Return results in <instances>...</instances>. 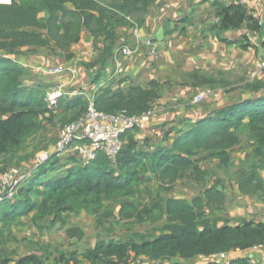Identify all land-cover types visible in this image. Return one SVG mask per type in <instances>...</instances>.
Returning <instances> with one entry per match:
<instances>
[{
  "label": "trees",
  "instance_id": "trees-1",
  "mask_svg": "<svg viewBox=\"0 0 264 264\" xmlns=\"http://www.w3.org/2000/svg\"><path fill=\"white\" fill-rule=\"evenodd\" d=\"M156 1L11 0L8 4L0 3V173L9 169L27 140L44 132L46 124L54 122L57 110L63 104L61 115L65 125L77 120L88 105L83 96L71 100L61 96L54 107L42 86L23 85V68L7 55L17 51L26 53L19 50L34 46L71 59L72 55L66 52L79 42L81 33L86 31L94 38L95 44L103 39L95 61L99 70L91 78V83L95 84L104 74L117 47L115 43L120 38L116 31L122 27H134L127 20L129 17L141 28L144 15ZM67 4H71L73 9L68 10ZM247 4L234 0L226 5L215 1L213 6L217 10L218 23L211 30L212 36L227 47L251 48L246 34L237 42L224 36L241 28L251 34L263 32L259 20L249 15ZM262 37L259 47L264 52V32ZM128 38L126 45L131 46V31ZM94 47L96 49V45ZM254 50L258 52L257 47ZM88 67L94 65L89 64ZM260 75H264V70L251 81L242 80L245 82L242 90L258 93V96L240 99L208 113L191 129L176 136L171 145H152L146 138L140 146L135 139L138 130L134 129L126 130L120 136L122 147L113 162L102 152H97L95 159L86 165L72 153L64 157L52 156L17 189L11 202L0 204L3 227L15 225L19 223L18 219L31 216V223L42 232L57 224L66 227L69 214L82 212L95 216L96 223L103 226L114 214L113 211L103 212L102 204L114 200L119 201L117 214L120 221L133 219L134 224L140 225L163 221V225L151 233H132L124 242L106 241L97 236L93 246L81 253L74 252L68 257L60 253L58 264H78L79 258L91 264H132L140 257L159 261L179 256L190 261L197 257L226 254L231 250L249 251L264 247V221L241 218L231 224V220L215 214L225 210L223 189L226 178L244 197H255L264 191V180L260 175L264 172V80ZM220 76L197 69L189 78L195 82L194 87L226 88L230 91L227 89L230 84H225ZM167 86L151 82L147 88H129L126 95L106 88L95 98L94 106L98 111L109 114L125 112L130 116L140 115L149 112L150 103L158 99ZM236 148L244 153L243 160L237 165L234 163ZM210 161L217 162L225 180H214L210 170L200 166L201 162L206 165ZM63 167H68L64 174L43 181L47 174ZM206 177L213 179L211 188L191 201L166 199L160 194L152 196L149 189L143 190L149 198L148 203L143 204L136 197L140 187L153 180L162 193L172 190L182 178L191 185L206 186ZM47 218H51L48 226L39 225V221ZM66 233L69 238L81 240L84 237L76 228H69ZM0 239L1 245V230ZM13 240L17 241L16 237ZM9 256L0 252V264H10ZM42 263V257L37 254L15 261V264ZM230 264L253 263L244 257Z\"/></svg>",
  "mask_w": 264,
  "mask_h": 264
},
{
  "label": "crops",
  "instance_id": "crops-1",
  "mask_svg": "<svg viewBox=\"0 0 264 264\" xmlns=\"http://www.w3.org/2000/svg\"><path fill=\"white\" fill-rule=\"evenodd\" d=\"M10 1L0 0V3L8 4ZM215 1L217 0H157L148 8L144 15L143 26L139 28L142 43L148 39L153 40L157 45V53L150 55L146 46L143 45L141 51L122 59L123 71L118 72L113 52L104 74L95 84L91 83V78L99 70V64L96 65L95 61L103 46V39L101 38L95 44L94 38L86 31L81 33L79 42L71 45L66 52L72 55L71 59L53 55L49 49L34 46L19 50V52L26 53L17 51L13 55L8 54L7 57L23 68L21 80L24 86L40 85L48 95L59 90V93L54 95V100L51 101L54 107L57 105V99L61 96L65 97V100L83 96L87 101L92 99L95 101V98L106 88L120 91L126 95L129 88H147L151 82L168 85L166 88L164 87L161 96L150 103L149 121L143 129L138 130L135 139L140 146L143 145L146 138L151 141L149 143L152 145L157 143L159 146L171 145L176 136L191 129L197 120L205 117L208 113L231 105L240 99L259 95L248 90L243 91L242 87L245 82L242 80L251 81L253 78L250 77V74L258 66V63L264 60V52L259 47L264 32V0H253L247 4L249 15L259 20L263 32L251 34L245 28H241L229 31L224 35L230 41L237 42L240 41L242 35L246 34L251 45L248 50L240 49L237 46L227 47L212 36L211 30L218 23L217 10L213 6ZM219 1L226 5L234 2V0ZM66 8L72 10L73 6L67 4ZM24 30L30 31L28 28ZM159 30H162V38L157 41L155 37ZM130 31L131 29L128 27H122L116 31L120 39L115 43L117 46L115 49L129 43ZM94 45H96V49ZM255 47L258 49L257 53L254 50ZM56 53L59 54L60 51H56ZM89 64L94 67H88ZM58 68L62 70L60 73L49 74V70ZM197 69L215 76L221 75L222 81L225 84H230L227 88L230 91L225 90L226 88L210 90L194 87L193 83L195 84V82L189 78V75ZM261 77L264 80V75ZM238 78H241V81H237ZM201 92H206L207 95L202 101L195 103V96ZM201 102L202 104L198 105ZM63 107L64 104L61 109ZM61 109L57 110L54 122L46 124V136L52 141L49 150L52 149L65 125L62 124ZM164 134H166L165 139H163ZM31 141L34 140H29V143ZM31 151L32 149L29 151L26 148L19 156L27 155ZM213 163L217 164L216 161ZM204 164L201 162L200 166L207 169L209 165ZM67 168L63 167L47 174L43 181L64 174ZM260 175L262 177L261 172ZM206 181H208L206 186H195L182 178L176 182L172 190L160 193L159 186L153 180L143 184L136 197L140 198L143 204L148 203L149 198L143 190L149 189L152 196L160 194L166 199L191 201L211 188L213 179L210 180L209 177H206ZM233 186L229 187V190ZM223 192L227 200L228 187L225 185ZM234 193L246 203L250 201L262 203V209L259 211L254 209L250 215L264 214V191L251 198L242 196L237 187H235ZM235 204L238 205V203ZM102 205L103 212L113 211L114 214L113 217L105 221L103 226L96 223L95 216L84 212L78 215L69 214L66 227L57 224L52 229L42 232L31 223V216L20 218L18 219L19 223L7 224L5 227L0 221V230L3 233L0 252L10 254V264H15L18 258L29 254H37L42 257V264H58L57 259L60 253H64L65 257L74 252L81 253L93 246L97 236H101L106 241L114 239L124 242L128 241L132 233H151L163 225V221L152 225L148 223L134 224L133 219L120 221L117 214L119 201L108 200ZM215 214L229 220H232L231 218L234 216H227L225 210L222 214L218 212ZM237 216L239 217L237 219L246 218L239 213ZM50 219L39 221V225L48 226ZM246 219L252 218L247 217ZM258 221H264V216L260 217ZM69 228L80 230L84 234L83 239L69 238L66 233ZM15 237L17 241L13 240ZM41 247L45 248L49 255ZM244 257L251 259L253 264H264V247H255L249 251L231 250L223 257L219 254L210 257H197L190 261H185L179 256L159 261L140 257L132 264H230L231 261ZM78 264L91 263L79 258Z\"/></svg>",
  "mask_w": 264,
  "mask_h": 264
},
{
  "label": "built area",
  "instance_id": "built-area-1",
  "mask_svg": "<svg viewBox=\"0 0 264 264\" xmlns=\"http://www.w3.org/2000/svg\"><path fill=\"white\" fill-rule=\"evenodd\" d=\"M239 4H247L253 0H235ZM133 44L123 45L114 51L115 66L118 72L123 71L122 59L142 50L143 45L150 55L157 53V45L148 39L142 43L139 27L131 29ZM264 70V60L258 63L253 71L252 78L258 76ZM61 69L49 70V74L60 73ZM59 90L48 95L49 101H53ZM207 95L201 92L194 98V102H200ZM150 112L140 115H127L125 112L113 114L98 111L94 106V100H88L85 113L77 120L62 127L60 134L51 150L36 155L34 164L23 168H10L0 174V204L11 202L17 189L27 181L34 171L49 161L52 156L64 157L72 153L78 160L86 165L94 160L97 152L104 153L109 161L113 162L122 147L120 136L126 130H141L149 121ZM221 257L224 254H220Z\"/></svg>",
  "mask_w": 264,
  "mask_h": 264
},
{
  "label": "rangeland",
  "instance_id": "rangeland-1",
  "mask_svg": "<svg viewBox=\"0 0 264 264\" xmlns=\"http://www.w3.org/2000/svg\"><path fill=\"white\" fill-rule=\"evenodd\" d=\"M127 20L132 25L136 26L135 22H134V20L132 18L129 17V18H127ZM253 71L250 74L251 78H252ZM200 104H202V102L199 103L198 105H200ZM31 139L34 140V141L33 142L31 141L29 143V140H31ZM29 140L26 141L24 149L17 154L16 158L10 164L9 169L10 168H17L18 169V168H23L25 166L33 165L36 155L40 154L41 152L48 151L49 150V145L52 143V141H50L49 138L46 136V130L44 132H41L40 134H38L36 137L30 138ZM56 141H57V139H56ZM56 141H55V143H56ZM26 148L29 151L32 149V151L29 154H27V155L19 156V154L21 152H23ZM235 151H236V154L234 156V163H235V165H237L240 160H243L244 153L239 152L238 148H236ZM247 151L250 152L251 149H248ZM67 157H69V156H67ZM207 163L209 165L207 167V169L211 171L212 178L214 180L218 179V178H222V179L225 180L224 172L217 168V164L213 163V161H210V162H207ZM261 174H262V177L264 179V172H261ZM224 185L228 187L227 200H226V206H225V213H226L227 216L229 215V217H231V215H234L233 218H231L232 219L231 220V224H234L236 222V219L239 218L237 216L238 213L239 214H243V216H245L246 218L247 217H251L252 219H254L256 221H258L260 217L264 216V214H259V213L250 215V213L254 209H255V211H259V210L262 209V203L261 202H256V201L252 202V201H250L249 203H246V202L242 201V199H240L239 195L236 196L235 195L236 193H234L236 185H234V183L231 184L227 178H226V180L224 182ZM232 185H234L233 188L229 190V187L231 188ZM235 203H238V205H240V206L236 205ZM218 213L222 214L223 212H218ZM58 257H59V255H58Z\"/></svg>",
  "mask_w": 264,
  "mask_h": 264
},
{
  "label": "water",
  "instance_id": "water-1",
  "mask_svg": "<svg viewBox=\"0 0 264 264\" xmlns=\"http://www.w3.org/2000/svg\"><path fill=\"white\" fill-rule=\"evenodd\" d=\"M155 38H156L157 41H160V40H161V38H162V30H159V31L157 32Z\"/></svg>",
  "mask_w": 264,
  "mask_h": 264
}]
</instances>
